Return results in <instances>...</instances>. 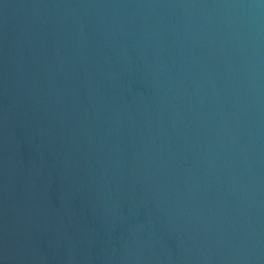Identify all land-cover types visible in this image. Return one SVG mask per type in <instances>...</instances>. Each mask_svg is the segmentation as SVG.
Masks as SVG:
<instances>
[{"label":"water","instance_id":"water-1","mask_svg":"<svg viewBox=\"0 0 264 264\" xmlns=\"http://www.w3.org/2000/svg\"><path fill=\"white\" fill-rule=\"evenodd\" d=\"M0 264H264V0H0Z\"/></svg>","mask_w":264,"mask_h":264}]
</instances>
